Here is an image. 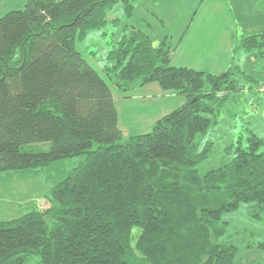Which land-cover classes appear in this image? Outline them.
Listing matches in <instances>:
<instances>
[{
	"label": "trees",
	"instance_id": "trees-1",
	"mask_svg": "<svg viewBox=\"0 0 264 264\" xmlns=\"http://www.w3.org/2000/svg\"><path fill=\"white\" fill-rule=\"evenodd\" d=\"M140 1L27 0L0 17V174H50L77 159L63 168L47 212L0 222V264H235L224 215L245 203L264 218V138L253 129L225 149L229 162L200 172L227 102L244 82L264 92L237 64L240 52L263 60L264 31L235 33L232 64L216 75L173 66L171 37L156 43L126 27L107 54V81L78 40L104 28L116 4L131 16ZM153 82L186 103L149 132L125 136L110 84L128 93Z\"/></svg>",
	"mask_w": 264,
	"mask_h": 264
},
{
	"label": "rangeland",
	"instance_id": "rangeland-1",
	"mask_svg": "<svg viewBox=\"0 0 264 264\" xmlns=\"http://www.w3.org/2000/svg\"><path fill=\"white\" fill-rule=\"evenodd\" d=\"M218 1L221 3L211 0L213 3L221 4V8L223 7L232 17L237 18L240 24L239 35L260 34L264 31V11L258 6L254 9L253 0H240V4L237 3L238 0ZM26 2L27 0H0V17L12 10L24 8ZM211 2L208 0H141L135 5L131 16L126 15L123 3H118L108 10V24L102 29L89 32L84 40H78L77 48L90 65L107 80L104 71L107 54L111 46L122 38L126 27H135L150 33L156 43L157 40L169 36L176 47L177 41L184 33L192 34L202 27L200 23L205 21V15L211 14L210 8L215 7ZM220 10L214 9L217 13H221ZM217 23L219 21L211 18L207 25L214 27ZM237 62L246 76L253 78L261 84V88H264V58L257 63L252 54L240 52ZM244 83L246 91L237 96V99L227 102L217 117L216 123L210 128L209 138L215 141V148L213 155L200 165L202 174L229 162L232 155L225 149L232 144L236 145L241 136L246 138L249 128L264 138V92L255 87L249 90L250 83ZM253 85L256 83L253 82ZM110 87L115 105L119 110L120 128L130 129L127 136L149 132L152 129L151 126L141 125L138 118L129 116L131 108L139 107L142 100L129 102L122 100L123 98L120 97L123 93L114 85L110 84ZM36 146L32 144L27 148ZM43 148L49 147L46 144ZM75 163H77L76 158L64 160L57 164L61 171L53 168L54 171L52 170L50 174L45 170L31 173H1L0 222L19 218L32 209L47 212L52 206L51 192L56 181L63 178L64 169ZM247 206L245 203L241 204L238 210L226 213L223 217V220L228 223L225 240L239 248L235 264H245L247 257L264 260V247L259 246L264 244V218L262 220L252 218L248 214Z\"/></svg>",
	"mask_w": 264,
	"mask_h": 264
},
{
	"label": "crops",
	"instance_id": "crops-1",
	"mask_svg": "<svg viewBox=\"0 0 264 264\" xmlns=\"http://www.w3.org/2000/svg\"><path fill=\"white\" fill-rule=\"evenodd\" d=\"M208 2H211V0H208ZM214 2L219 1L214 0ZM211 3L215 7L210 8L211 14L205 15V21L200 23L202 27L196 29L192 34L190 32V34L186 33L182 41H177L176 49L172 57L173 66L188 67L216 75L226 72L231 66L233 59V35L235 33L239 34L238 29L240 28V24L237 18L235 19L223 7H220L221 4ZM237 3L240 4V0ZM252 5L254 9H257L258 0H253ZM249 6H251V3H249ZM216 8L218 10L221 9V13L218 12V14L215 12L214 9ZM211 18L219 21L214 27L207 25V22ZM148 34L152 37L150 33ZM173 46L175 47V43ZM122 95L120 98L128 102L142 100V104L139 107L131 108L129 116L138 118L141 121L140 124L146 127H153L159 119L185 104L184 96L175 91H165L156 82L146 84L143 87L137 88L127 94L123 93ZM129 130H122V132L127 136Z\"/></svg>",
	"mask_w": 264,
	"mask_h": 264
}]
</instances>
